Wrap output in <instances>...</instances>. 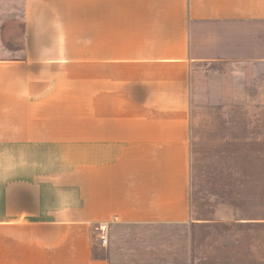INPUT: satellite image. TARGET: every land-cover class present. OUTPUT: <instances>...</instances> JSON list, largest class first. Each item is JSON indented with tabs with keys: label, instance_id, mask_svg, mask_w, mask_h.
<instances>
[{
	"label": "crops",
	"instance_id": "crops-1",
	"mask_svg": "<svg viewBox=\"0 0 264 264\" xmlns=\"http://www.w3.org/2000/svg\"><path fill=\"white\" fill-rule=\"evenodd\" d=\"M22 20L0 58V264H198L118 234L196 222L191 66L230 57L234 24L264 64V0H24Z\"/></svg>",
	"mask_w": 264,
	"mask_h": 264
},
{
	"label": "rangeland",
	"instance_id": "rangeland-1",
	"mask_svg": "<svg viewBox=\"0 0 264 264\" xmlns=\"http://www.w3.org/2000/svg\"><path fill=\"white\" fill-rule=\"evenodd\" d=\"M23 14L24 0H0V58L23 54ZM233 28L230 57L190 70L196 222L184 229L123 227L118 242L129 248L166 244L162 252L175 255L181 251L174 244L190 242L198 264H264V64L240 57L239 24Z\"/></svg>",
	"mask_w": 264,
	"mask_h": 264
},
{
	"label": "built area",
	"instance_id": "built-area-1",
	"mask_svg": "<svg viewBox=\"0 0 264 264\" xmlns=\"http://www.w3.org/2000/svg\"><path fill=\"white\" fill-rule=\"evenodd\" d=\"M100 241L103 246L108 244V232L106 226H100Z\"/></svg>",
	"mask_w": 264,
	"mask_h": 264
}]
</instances>
